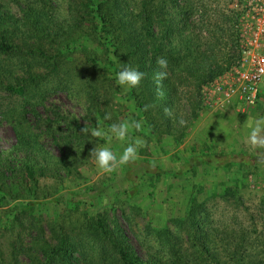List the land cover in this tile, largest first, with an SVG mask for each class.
<instances>
[{
  "label": "trees",
  "instance_id": "1",
  "mask_svg": "<svg viewBox=\"0 0 264 264\" xmlns=\"http://www.w3.org/2000/svg\"><path fill=\"white\" fill-rule=\"evenodd\" d=\"M9 2L18 5L20 17L9 10ZM64 2L66 15L58 19L53 0H0V121L12 125L16 134L9 151L0 149V241L6 235L12 238L9 255L0 247V264H264V249L255 248L251 237L255 228L217 222L213 216L207 199L216 196L214 184L208 191L198 183L180 188L185 196L179 212L159 220L149 206L134 201L145 180L153 187L162 175L179 179L195 174L198 167L207 173L233 166L242 177H229L223 196L238 200L247 176L264 164L263 150L244 158L245 154H222L207 146L172 171L136 158L123 165L124 179L130 183L124 198L109 203L103 201L109 190L106 183L81 193L64 185L83 177L79 167L87 164L96 145L112 143L122 151L123 144L108 132L113 123L140 125L127 137L145 140L147 147L140 154L152 140L159 144L166 136L168 145H180L190 118L182 125L173 113L177 92L185 95L192 117H197L202 85L238 57L228 55L222 65L217 50L222 39H233L231 51L239 50L241 13L220 15L222 25L216 24L211 32L205 10L195 21L203 7L198 0ZM204 29L209 30L208 41L202 40ZM19 33L30 39H14ZM161 57L168 61L164 69L157 64ZM129 65L145 74L136 88L116 80L121 67ZM161 71L166 76L158 79ZM190 87L193 91H186ZM57 92L65 93L83 113L77 116L47 104ZM7 96H15L16 102H4ZM97 129L108 134L96 137L92 133ZM41 179L53 183L40 188ZM45 211L53 215H37Z\"/></svg>",
  "mask_w": 264,
  "mask_h": 264
},
{
  "label": "rangeland",
  "instance_id": "2",
  "mask_svg": "<svg viewBox=\"0 0 264 264\" xmlns=\"http://www.w3.org/2000/svg\"><path fill=\"white\" fill-rule=\"evenodd\" d=\"M63 1V2H62ZM53 0V10L56 18L61 19L66 15V5L64 0ZM203 5L202 9L198 10L195 15V21L199 19L203 10H205V23L207 28L212 32L214 31V26L216 24L222 25L220 15H234L235 12L242 14V9L240 5L242 0H198ZM4 9L6 7L3 6ZM9 10L20 17L21 11L18 5L14 2L8 3ZM240 19V17H239ZM239 22V20H238ZM21 28V27H20ZM204 29L202 31V40L208 41V31ZM14 39H30L24 34L19 33ZM240 39V37H239ZM233 39H222L220 42L219 50H217L218 61L225 65V59L228 55L238 54L237 49L234 53L231 51ZM239 48V44H238ZM237 52V53H236ZM238 57L231 61V64L226 67L220 74H218L211 82L202 85L200 91L201 107L197 110V117H192L191 106H187V99L185 95L179 90L177 93L178 100L177 108L173 109V113L179 118V121H183V124L187 123V118L189 119V127L186 130L185 138L180 145H168L165 142L166 136L161 143H156L152 140L149 143V147L145 148V151L140 154V149L146 146L144 139L131 138L125 141H120V144L125 148L129 144H132L138 149V159H146L154 165L160 166L164 171H172L180 168L184 161L189 159L191 155L201 150H205L207 146L213 148L217 152L222 154L239 153L245 154L244 158L250 157L254 152L258 151L264 153V92L262 93L259 101L254 106H244L239 104H229L224 107H212L206 103L203 95V91L219 76L225 74L229 71L236 63ZM260 88L264 90V81L260 83ZM193 91L192 87L186 88V91ZM3 95L0 93V96ZM17 98L15 96H8L4 99L6 103H15ZM1 101V97H0ZM54 103L65 111H70L77 116L83 113V110L76 106L70 98L65 93L57 92L52 95L47 104ZM125 102L122 101V108ZM42 111V108H39ZM31 120V116H28ZM33 124V121H29ZM181 124V123H180ZM182 124V125H183ZM259 129L257 132V143H253L251 140V133L254 129ZM112 137V136H111ZM118 140V139H116ZM16 142V134L12 125L5 121H0V149L4 151H9L14 143ZM47 142V141H46ZM45 142V143H46ZM172 142V141H171ZM162 145L163 147H160ZM49 151L54 154H59L53 147L45 146ZM108 147L113 150L117 155L122 153L120 150L113 149L112 143H105L96 145L95 148ZM94 148V149H95ZM235 159H238L236 157ZM85 165L79 167V171L83 176L81 179H72L71 181H65L64 185L73 191L83 192L90 187L99 188L103 186V183L108 185L109 190L104 194V203H109L112 199L124 198L125 189L129 188L130 183L124 179V168L123 165H117L113 171L105 172L96 163L95 157L90 151V155L86 160ZM203 167H198L195 174L188 173L184 177L179 179L169 178L168 176L162 175L161 180L155 182L153 187L149 186L147 180L144 181L146 185L140 196L136 197L134 201L142 207L149 206V212L153 215L156 220L165 218L167 215L178 213L179 208L182 205V197L178 191L183 187H192L194 183H198L200 187H203L205 191L209 189L210 186L214 184L216 186L215 194L213 198L207 199V204L213 209V216L216 217L217 222L225 221L227 223H233L236 227H241L244 225L249 231L255 228L256 231L253 233L252 240H255V248L264 249V241L259 243L260 240H264V210L261 208V201H264V164L259 165L251 175H248V179L243 182V188L240 189V198L237 200L236 197L223 196V190L227 186L225 181L229 177H242V173L236 174V166L231 169L219 168L215 170H210L209 172L202 170ZM238 171V170H237ZM251 171V170H250ZM246 173V172H245ZM243 173V175L245 174ZM237 175V176H236ZM51 180L41 179L39 186L42 188L44 185H52ZM230 185V183H228ZM148 189L151 191V195H148L145 191ZM201 198H205V193L201 195ZM234 201H240L241 204H237ZM151 207V208H150ZM5 208V207H4ZM50 212H41L37 215L42 216V218H47L48 215H53ZM120 213V212H119ZM118 213V218L120 222L125 225V221L121 214ZM130 213V212H129ZM139 222H144L142 218L138 217ZM126 228V226H125ZM47 229V228H46ZM128 234L131 237V233L128 230ZM31 236L26 237L25 242L30 240ZM12 238L9 236H3L1 239L0 247L4 255H9L10 246L9 242ZM258 239V240H257ZM137 251L141 256L144 255V250L135 242ZM22 259H24L22 257ZM27 259V258H25Z\"/></svg>",
  "mask_w": 264,
  "mask_h": 264
},
{
  "label": "built area",
  "instance_id": "3",
  "mask_svg": "<svg viewBox=\"0 0 264 264\" xmlns=\"http://www.w3.org/2000/svg\"><path fill=\"white\" fill-rule=\"evenodd\" d=\"M240 8L237 63L203 91L206 103L212 107L234 101L254 105L264 81V0H242Z\"/></svg>",
  "mask_w": 264,
  "mask_h": 264
},
{
  "label": "clouds",
  "instance_id": "4",
  "mask_svg": "<svg viewBox=\"0 0 264 264\" xmlns=\"http://www.w3.org/2000/svg\"><path fill=\"white\" fill-rule=\"evenodd\" d=\"M157 64L161 69H164L168 65L166 58H158ZM144 73L138 68L132 66H122L121 69L116 73L117 83L121 86H127L129 88H136L140 85L141 81L144 78ZM166 76V72L161 71L157 73L158 79H163ZM107 119H110V116H106ZM183 124V121H180ZM140 125L135 122H119L113 123L110 125L108 132L114 135L118 140L125 141L130 133V130L133 128H138ZM259 129H254L251 133V140L253 143H257V132ZM96 137H104L108 133L102 129H97L92 133ZM111 139V136H109ZM260 143H264L261 141ZM92 153L95 157L96 163L98 166L105 172H111L114 168L119 165L128 164L131 161H134L138 156V149L136 146L129 144L125 147L119 155L113 152L111 148L101 147L92 149Z\"/></svg>",
  "mask_w": 264,
  "mask_h": 264
},
{
  "label": "crops",
  "instance_id": "5",
  "mask_svg": "<svg viewBox=\"0 0 264 264\" xmlns=\"http://www.w3.org/2000/svg\"><path fill=\"white\" fill-rule=\"evenodd\" d=\"M263 92H264V90L260 88V92H259V96H258V100H257V102L259 101V98L261 97V95H262ZM257 102H256V103H257ZM256 103H255V104H256ZM233 104H239V106L243 105L242 103H240V102H238V101H234ZM255 104H254V105H255ZM254 105H248V106H254ZM244 106H245V105H244Z\"/></svg>",
  "mask_w": 264,
  "mask_h": 264
}]
</instances>
